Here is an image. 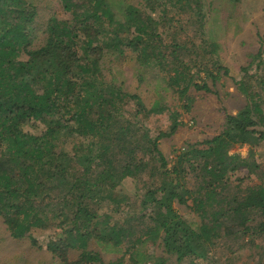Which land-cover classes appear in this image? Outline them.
Listing matches in <instances>:
<instances>
[{"label":"trees","instance_id":"1","mask_svg":"<svg viewBox=\"0 0 264 264\" xmlns=\"http://www.w3.org/2000/svg\"><path fill=\"white\" fill-rule=\"evenodd\" d=\"M142 1L147 14L141 16V8L127 5L120 21L107 0H62L71 20L50 18L45 41L32 48L34 6L26 0H0V217L16 239L31 228L50 231L48 249L62 264H166L168 257L137 248L148 239H158L175 264L186 259L196 264L197 259H207L221 235L264 231V178L256 176L260 167L254 159V149L264 142L263 90L249 92L241 79L236 80L245 105L235 114L223 110L222 129L182 147L168 167L158 140L180 125L177 112L157 101L146 109L137 94L100 80L98 59L103 51L129 48L141 63L167 72L168 85L180 98L189 86L212 92L205 80L195 83L189 66L177 57L182 44L172 41L167 54L156 30L165 19L173 20L166 13L169 3L193 9L203 32L202 0ZM154 11L156 17L150 14ZM255 57L256 67L264 71V50ZM253 62L242 70L252 68ZM212 65L215 74L205 66H196V72L204 71L215 82L222 67L217 60ZM255 76L262 89L264 75ZM130 100L146 114L167 111L168 131L151 137L147 130L133 129L137 119L121 121L123 104ZM183 106L189 110V104ZM36 124L43 126L40 133L27 130ZM72 135L90 142L65 151L64 143ZM242 144L249 146L244 157L236 151ZM149 160L158 162L152 168L156 183L138 195L137 207L120 210L127 197L118 186L125 178H138ZM76 165L81 170H75ZM253 175L256 182L241 186ZM106 202L112 211L102 210ZM175 203L200 216L197 228L178 214ZM119 210L125 216L114 217L113 211ZM254 213L262 219L252 226ZM142 218L149 224L133 239L132 221ZM89 241L105 247L126 241L128 246L115 259L104 261L99 252L87 248ZM71 249L80 250L76 258L67 256Z\"/></svg>","mask_w":264,"mask_h":264},{"label":"rangeland","instance_id":"2","mask_svg":"<svg viewBox=\"0 0 264 264\" xmlns=\"http://www.w3.org/2000/svg\"><path fill=\"white\" fill-rule=\"evenodd\" d=\"M26 1L35 8L34 19L29 26V46L32 48L42 45L45 41L47 23L50 18L71 20L70 12L63 9L62 0ZM107 1L115 19L120 21L124 19L123 12L127 5L141 8V16L148 13L142 0ZM202 3L203 28L201 30L203 32H199L200 23L192 15L193 9H178L167 3L169 10L166 13L172 16L173 20L165 19L156 26L161 42L160 45L159 41L155 43L167 54L172 49V41L182 44L183 49H179L177 57L189 66L190 73L194 76L193 81L200 83L205 80L212 92L189 86L185 96L180 98L177 92L168 85L167 72L159 70L155 65L141 63L129 48H125L123 52L105 49L98 59L101 73L99 78L102 82L120 86L126 92L137 94L146 109L157 101L177 112L176 119L181 122L180 125L171 136L158 140V148L166 157L168 167L182 147L188 143L210 138L222 129L225 120L223 110L235 114L245 105L246 98L237 89L236 80L241 79L243 84L247 85L249 92L259 94H262V90L264 92V84L260 89L255 78V75L257 78H262L264 75L261 65L256 67L255 57L259 51L264 50V0H202ZM156 13L154 11L150 14L155 16ZM104 22L107 23V19H104ZM107 38L108 36L101 40H107ZM260 58H263V55ZM214 60H217L222 67L217 72L215 82L206 77L204 71L196 72V66H205L215 74L216 68L212 65ZM252 61H254L252 68L246 72L243 71L242 67H246ZM224 67L227 68L226 72H224ZM137 104L136 100L125 102L120 120L122 121L123 117H127L128 121L137 119L138 124L133 126V129L147 130L151 137L159 132L168 131L171 118L167 111L146 114ZM185 104L190 105L188 111L183 106ZM136 108L139 113L136 112ZM42 129L41 124L27 127V130L33 134L40 133ZM139 140L138 142L142 143L143 139ZM89 142L87 138L72 135L65 141L63 149L73 152V144L86 146ZM236 151L243 157L247 156L249 146L239 145ZM254 159L260 167L255 172L256 176L261 175L264 178V142L254 149ZM149 163V167L140 173L138 178L135 180L125 178L118 186L122 195L127 197L126 202H122L120 210L126 205L137 207L140 201L138 195L156 183L157 176L152 175V168L158 166V162L149 160ZM75 170H81V166L76 165ZM242 172H246L245 169L241 171V175ZM249 178L245 177L241 186L257 181H255V175L252 176L253 180ZM232 187L235 188L234 185L230 186L231 189ZM111 206L109 202H106L102 210L112 211ZM174 207L192 228H197L201 220L199 215L181 204L175 203ZM120 210L113 211V216H125ZM261 219L254 213L249 225H256ZM148 221V218L132 221L133 239L138 236L143 226L149 224ZM49 234L50 231L31 228L24 237L13 238L0 217V264H62L48 249ZM142 238L145 237L142 236ZM127 246L126 241L119 247H105L89 241L87 248L99 252L104 261H108L115 259ZM137 248L154 256H166L168 257L166 264H175L174 256L164 251L158 239L155 242L149 239L143 241L138 244ZM79 252V249H71L67 256L73 259L78 256ZM205 259H197L196 264H264V231L241 237L221 235L210 246L207 259ZM179 264L193 263L192 260L186 259Z\"/></svg>","mask_w":264,"mask_h":264}]
</instances>
